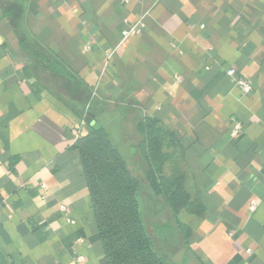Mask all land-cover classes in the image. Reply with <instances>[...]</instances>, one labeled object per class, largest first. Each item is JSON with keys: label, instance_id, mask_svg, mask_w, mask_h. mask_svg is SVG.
Returning a JSON list of instances; mask_svg holds the SVG:
<instances>
[{"label": "crops", "instance_id": "0c3cea01", "mask_svg": "<svg viewBox=\"0 0 264 264\" xmlns=\"http://www.w3.org/2000/svg\"><path fill=\"white\" fill-rule=\"evenodd\" d=\"M90 107L138 165L142 118L182 139L205 212L163 234L165 264H264V0H0V264H105L75 149Z\"/></svg>", "mask_w": 264, "mask_h": 264}, {"label": "trees", "instance_id": "16d2710c", "mask_svg": "<svg viewBox=\"0 0 264 264\" xmlns=\"http://www.w3.org/2000/svg\"><path fill=\"white\" fill-rule=\"evenodd\" d=\"M89 111L97 112L91 107ZM136 131L140 141L133 147L143 166L131 159L132 145L124 154L103 128L90 131L75 144L105 264H165L163 234L176 231L187 240L190 229L180 222L179 214L205 212L198 193L188 185L191 177L184 167L178 134L153 117L142 118Z\"/></svg>", "mask_w": 264, "mask_h": 264}, {"label": "built area", "instance_id": "2783aa9c", "mask_svg": "<svg viewBox=\"0 0 264 264\" xmlns=\"http://www.w3.org/2000/svg\"><path fill=\"white\" fill-rule=\"evenodd\" d=\"M143 27H144L143 22H138V23H135L133 25H129L121 31V36H122V38H125L129 35H132V34H138L141 32ZM225 74L227 75V77H229L230 79H232L234 81L235 85L239 88L241 93L248 94L251 92V90H252L251 84L247 80H245L244 78L240 77L235 68H233V67L226 68ZM239 130H240V124L235 123L233 125V133H238ZM254 207H255L254 202H251L249 205V209L253 210ZM78 260H81V257H78Z\"/></svg>", "mask_w": 264, "mask_h": 264}, {"label": "water", "instance_id": "95a60500", "mask_svg": "<svg viewBox=\"0 0 264 264\" xmlns=\"http://www.w3.org/2000/svg\"><path fill=\"white\" fill-rule=\"evenodd\" d=\"M85 122L87 124L88 131L99 129V125L94 121V113H92L91 111L87 112L85 116Z\"/></svg>", "mask_w": 264, "mask_h": 264}, {"label": "rangeland", "instance_id": "374dc122", "mask_svg": "<svg viewBox=\"0 0 264 264\" xmlns=\"http://www.w3.org/2000/svg\"><path fill=\"white\" fill-rule=\"evenodd\" d=\"M117 120L116 119H113L111 122H110V127H109V131L111 132V133H116V132H118L117 131ZM115 139H117V138H115ZM118 146H120V145H118ZM104 169H105V171L107 170L105 167H104ZM108 171V170H107ZM103 178H107V179H109L110 180V178L107 176V175H105V177H103ZM123 214H125V213H123ZM125 216V215H124ZM123 216V217H124ZM124 220H125V217H124ZM124 227L126 228V229H128L129 228V220L127 219V222L126 223H124ZM125 229V230H126Z\"/></svg>", "mask_w": 264, "mask_h": 264}]
</instances>
